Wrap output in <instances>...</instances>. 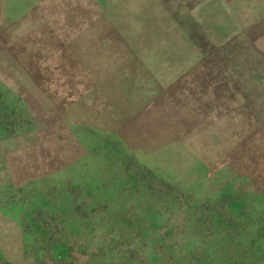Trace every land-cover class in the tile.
<instances>
[{
	"label": "rangeland",
	"instance_id": "obj_1",
	"mask_svg": "<svg viewBox=\"0 0 264 264\" xmlns=\"http://www.w3.org/2000/svg\"><path fill=\"white\" fill-rule=\"evenodd\" d=\"M134 214L264 264V0H0V264H149Z\"/></svg>",
	"mask_w": 264,
	"mask_h": 264
},
{
	"label": "crops",
	"instance_id": "obj_2",
	"mask_svg": "<svg viewBox=\"0 0 264 264\" xmlns=\"http://www.w3.org/2000/svg\"><path fill=\"white\" fill-rule=\"evenodd\" d=\"M136 216H137L136 214H134L132 217H126L125 215L115 216L116 219H118V220L120 219L119 221L121 222V226L123 227V229L119 231L120 234H124V233L130 234L129 237H131V238L134 237V238H136V240L140 241L141 246L139 247V249L134 247L131 250V254H132V257H133L132 260H136V262H143L147 258L149 264H152L154 262L158 263L159 262L158 261V256L155 254V251L158 250V249H157V247H156V250L154 248H152L153 245H152L151 238H153V235L146 228L147 225L142 227V225H137L136 224V225H132V228H129L126 225V221L132 222L130 218H136ZM170 217L171 218L172 217H176V218L178 217L179 218L180 216L179 215H171ZM166 232H168V231H166ZM155 234L156 233H154V235ZM122 243H123V240H120L119 244H122ZM164 244L167 245L168 242L164 241ZM132 251H135V252L132 253ZM149 251L152 252L153 256L155 255L154 257L156 259H154V261H153V258L150 256ZM157 252H159V253H161V254H163L165 256L163 264H169V261L171 260V256L165 254L164 253L165 251L160 252V250H159ZM144 255H145V258L143 257ZM127 260H128V258L124 257V261H127ZM170 264H172V263L170 262Z\"/></svg>",
	"mask_w": 264,
	"mask_h": 264
}]
</instances>
